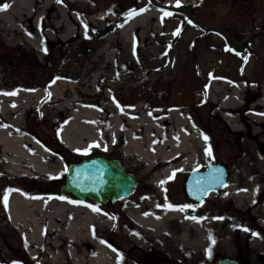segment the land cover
Segmentation results:
<instances>
[{
    "label": "rangeland",
    "instance_id": "obj_1",
    "mask_svg": "<svg viewBox=\"0 0 264 264\" xmlns=\"http://www.w3.org/2000/svg\"><path fill=\"white\" fill-rule=\"evenodd\" d=\"M7 2L0 0V6ZM178 2L179 7H176L177 0H79L77 3L61 0L59 3L56 1L53 7L61 6L69 17L77 16L82 20L87 26V31L84 26L85 33L68 41L43 39L39 43L10 44L0 37V90L44 92L63 79L81 81L84 77L89 80L91 74H83L81 66L94 57L98 46L114 37L108 46L120 43V47H124L127 39L114 33L137 17L152 14L147 20L148 35L155 28L165 33L156 35L154 41L148 39L144 45L136 42V48L125 56L121 52L123 60L114 70L113 78L100 82L102 86L93 94H87L93 89L88 88L82 99L95 105L115 103L118 109L125 111L142 105L149 115L155 111L166 115L170 110L180 109L196 131L208 138L207 142L204 141L211 151L206 162L175 174L167 183L153 189L149 183L156 170L146 174L137 160H128L123 156L125 139L122 135L115 141H106L107 147L102 151L83 147L70 151L60 142V132L67 123V117H61L56 110H51L47 102H42L40 111L31 109L23 115L22 128L60 162L54 157L48 158L47 163L54 165L56 171L41 176L16 177L0 167V264H50L40 251H35L34 256L28 254L23 235L9 222L2 202L5 190H20L35 196H58L67 167L96 156L121 160L127 171L138 180L134 194L122 201L103 207H97L88 200L83 203L111 218L115 228L103 229L100 237L112 245L123 260L131 264L175 263L171 252L176 248L174 240L173 246L168 247L158 242L142 246L136 238L135 225L125 213V208H143L152 204L167 209V205L176 208L187 205L189 211L200 212L199 217L211 216L217 221L227 218L237 224L241 233L236 231L232 234L228 250L204 251L201 258H195L196 262L215 264L219 256H230L241 259L243 264H264V250L257 241L263 236L261 226L264 219L255 212L264 204V182L261 184L262 194L253 200L251 206L238 204L226 191L228 186L240 183L237 182L238 174L242 176V183L248 180L244 172L246 155L256 148L243 141L242 133L232 131L225 121L214 117L211 105L206 101L211 81L242 85L245 89L244 108L237 118L253 115L246 111L250 106L249 99L254 95L257 98L263 96L264 90V0ZM133 11L140 14L130 18ZM164 12L170 15L163 16ZM113 14L116 15L115 21L112 20ZM92 17H95V22L89 23ZM177 28L180 29L179 34L173 35ZM184 35L187 36L186 41L182 39ZM230 40L237 44L244 41L240 51H235ZM155 45L157 53L150 50ZM156 56L160 59H152ZM158 63L162 66H157ZM252 87L254 90H251ZM78 88L81 91L87 87L79 85ZM107 92L110 100L106 97ZM81 105L94 108L91 104ZM238 126L246 129L248 123L240 121ZM75 128L79 135L86 131V126L81 123H76ZM260 159L264 167V148L260 150ZM217 163L225 165L228 170L226 188L210 194L203 203L189 200L184 191L186 178L194 171H202L208 165ZM71 202L77 201L73 199ZM176 259L179 258L176 256Z\"/></svg>",
    "mask_w": 264,
    "mask_h": 264
},
{
    "label": "bare ground",
    "instance_id": "obj_2",
    "mask_svg": "<svg viewBox=\"0 0 264 264\" xmlns=\"http://www.w3.org/2000/svg\"><path fill=\"white\" fill-rule=\"evenodd\" d=\"M56 1L8 0L7 10L0 11V37L10 44L39 43L43 39L68 41L85 33V23L77 16L69 17L61 6L54 8ZM151 16L145 13L114 33L127 39L124 47H120V43L109 47V41L114 37L98 46L94 57L81 66L83 74H91L89 80L84 77L81 81L76 78L63 79L44 92L18 90L15 95L0 94V167L3 170L16 177L49 175L56 171V167L49 166L47 160L50 157L58 162L60 160L36 139L24 133L22 128L23 115L31 109L40 111L42 102H47L51 110H56L61 117H67V123L60 132V142L70 151L82 147L102 151L107 147L106 141H115L122 135L125 139L123 156L128 160H137L145 168L146 174L156 170L149 183L153 189H158L161 181H168L173 173H184L208 160L203 137L180 109L170 110L166 115L160 111L149 115L142 105L125 111L118 109L115 103L95 105L82 99L88 88L93 89L87 94H93L102 86L100 82L113 78L114 70L123 60L121 52L125 56L136 48V42L144 45L148 39L154 41L156 35L165 33L155 28L148 35L147 20ZM112 18L115 21L116 15L113 14ZM92 22H95V17L89 23ZM186 38L184 35L183 41ZM156 46L150 48L154 53L158 52ZM152 59L160 58L156 56ZM162 63L157 66L161 67ZM79 85L87 88L79 91ZM6 92L12 93L8 89L0 90V93ZM244 92L242 85L211 81L206 101L211 105L214 117L225 121L232 131L242 133L243 141L256 148L253 146L254 152L246 155L247 167L244 172L248 180L242 183V176L238 174L237 182L240 183L226 188L227 194L234 197L238 204L251 206L253 200L263 192L264 167L260 150L264 148V90L263 96L257 98L254 95L249 99L250 106L246 111L253 115H240L237 118L244 108ZM106 97L110 98L108 92ZM81 103L91 104L94 108ZM240 121L248 123L246 129H240ZM76 123L86 126L82 135L76 133ZM90 145L97 146L90 148ZM84 202L70 203L56 194L35 196L11 190L7 213L10 224L23 235L26 250L31 256L35 251H40L50 264H118L114 247L100 237L103 229L115 228L111 218L99 211L94 212ZM178 209L147 204L143 208H125V213L135 225L136 238L142 246L158 242L168 247L173 246L174 240L176 248L171 252L175 263L201 264L195 258H201L207 250H228L230 237L236 231L240 232L237 224L229 222L227 218L217 221L211 216L199 217L200 212L197 211ZM255 212L264 219V204ZM261 227L263 236L257 241L264 250V224ZM119 264L131 263L119 257Z\"/></svg>",
    "mask_w": 264,
    "mask_h": 264
},
{
    "label": "water",
    "instance_id": "obj_3",
    "mask_svg": "<svg viewBox=\"0 0 264 264\" xmlns=\"http://www.w3.org/2000/svg\"><path fill=\"white\" fill-rule=\"evenodd\" d=\"M242 44L244 41L241 44L232 41L235 51H240ZM226 180L227 169L224 165H209L202 172L191 173L185 180L184 190L189 199L202 203L210 193L223 190ZM137 185L136 176L127 171L121 160L93 157L68 166L60 187V197H74L81 201L90 200L97 205H106L131 196ZM216 263L242 264V261L220 256Z\"/></svg>",
    "mask_w": 264,
    "mask_h": 264
},
{
    "label": "snow or ice",
    "instance_id": "obj_4",
    "mask_svg": "<svg viewBox=\"0 0 264 264\" xmlns=\"http://www.w3.org/2000/svg\"><path fill=\"white\" fill-rule=\"evenodd\" d=\"M57 2L59 3V2H61V0H57ZM180 5H179V2H178V0H177V4H176V7H179ZM7 7H8V5H4V6H0V11H5V10H7ZM137 14H140L139 12H137V11H133V12H131L130 13V18L132 17V16H134V15H137ZM168 15H170V13H168V12H164L163 13V16H168ZM162 19H163V17H162ZM86 27V31H87V26H85ZM179 32H180V29L179 28H177L176 29V31H175V33H173V35H178L179 34ZM87 38V37H86ZM0 94H3V95H15L16 93L15 92H12V93H0ZM13 107L15 106V105H12ZM204 138V140L207 142V137L205 136V137H203ZM97 145H90L89 147L91 148V147H96ZM85 154H87V150H85ZM206 155H211V151H210V149L209 148H206ZM174 175H175V173H173L172 175H170L169 176V180H171L173 177H174ZM165 183H167V181H161V185H163V184H165ZM11 190H5V192H4V194H3V200H2V202L4 203V205H5V209H7V200H8V195H9V192H10ZM201 195H203V193H201ZM70 203H71V201H70ZM167 207L169 208V209H172V206L171 205H167ZM189 206H187V205H185V206H183L182 208H180V209H178V210H181V211H184V210H186L187 208H188ZM94 212L95 211H99L98 209H95V208H93L92 209ZM194 210V209H193ZM191 219H194V220H196V222H200L199 220H197V218H195V217H191ZM217 219H222V218H217ZM242 230H244V231H248V229H242ZM253 235H255V233L253 234ZM209 239H211V237H209ZM118 264H119V254H118Z\"/></svg>",
    "mask_w": 264,
    "mask_h": 264
},
{
    "label": "flooded vegetation",
    "instance_id": "obj_5",
    "mask_svg": "<svg viewBox=\"0 0 264 264\" xmlns=\"http://www.w3.org/2000/svg\"><path fill=\"white\" fill-rule=\"evenodd\" d=\"M58 197H59V195H58ZM73 200V199H72ZM76 200V199H75ZM76 201H78V200H76ZM95 206H97V207H103V206H98V205H96V204H94ZM104 206H106V205H104ZM177 263L179 264L180 262H178L177 261ZM174 264H176V263H174Z\"/></svg>",
    "mask_w": 264,
    "mask_h": 264
}]
</instances>
